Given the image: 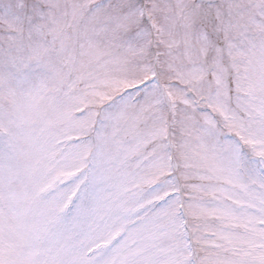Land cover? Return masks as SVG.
<instances>
[{
	"label": "snow or ice",
	"instance_id": "1",
	"mask_svg": "<svg viewBox=\"0 0 264 264\" xmlns=\"http://www.w3.org/2000/svg\"><path fill=\"white\" fill-rule=\"evenodd\" d=\"M0 264H264V0H0Z\"/></svg>",
	"mask_w": 264,
	"mask_h": 264
}]
</instances>
